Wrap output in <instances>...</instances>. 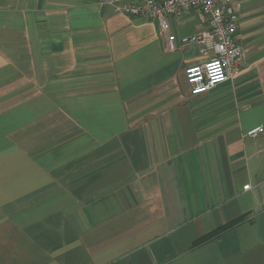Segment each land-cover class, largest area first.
Masks as SVG:
<instances>
[{"label": "crops", "instance_id": "1", "mask_svg": "<svg viewBox=\"0 0 264 264\" xmlns=\"http://www.w3.org/2000/svg\"><path fill=\"white\" fill-rule=\"evenodd\" d=\"M104 2L0 0V264H264V0L201 96L194 11L171 50Z\"/></svg>", "mask_w": 264, "mask_h": 264}, {"label": "built area", "instance_id": "2", "mask_svg": "<svg viewBox=\"0 0 264 264\" xmlns=\"http://www.w3.org/2000/svg\"><path fill=\"white\" fill-rule=\"evenodd\" d=\"M117 13L154 20L166 35L167 45L175 50L179 38L172 31L171 18L194 11L206 28L185 38L195 44L203 57L186 66L185 74L193 96L208 93L217 85L233 79L241 70L245 46L238 39L239 13L244 0H105ZM260 125L248 132L256 136ZM250 185L244 186L248 189Z\"/></svg>", "mask_w": 264, "mask_h": 264}, {"label": "trees", "instance_id": "3", "mask_svg": "<svg viewBox=\"0 0 264 264\" xmlns=\"http://www.w3.org/2000/svg\"><path fill=\"white\" fill-rule=\"evenodd\" d=\"M244 220V216L230 222V223H227L225 225H222L221 227L215 229L213 232L209 233V234H206L204 235L201 239H199L196 243L200 244V243H203L213 237H217L219 235H221L224 231L232 228L233 226L237 225L238 223L242 222Z\"/></svg>", "mask_w": 264, "mask_h": 264}, {"label": "rangeland", "instance_id": "4", "mask_svg": "<svg viewBox=\"0 0 264 264\" xmlns=\"http://www.w3.org/2000/svg\"><path fill=\"white\" fill-rule=\"evenodd\" d=\"M186 14V13H185ZM197 17V16H196ZM198 52H199V50H198ZM200 55V54H199ZM201 56V55H200ZM201 58L203 59V57L201 56ZM198 96H201V95H198Z\"/></svg>", "mask_w": 264, "mask_h": 264}]
</instances>
